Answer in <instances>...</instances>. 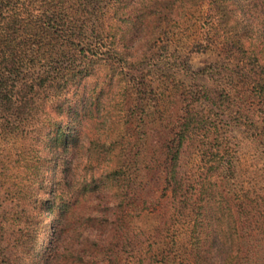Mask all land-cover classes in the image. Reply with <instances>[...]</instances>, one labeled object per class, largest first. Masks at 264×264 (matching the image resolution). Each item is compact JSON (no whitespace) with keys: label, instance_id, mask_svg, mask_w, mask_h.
<instances>
[{"label":"trees","instance_id":"obj_1","mask_svg":"<svg viewBox=\"0 0 264 264\" xmlns=\"http://www.w3.org/2000/svg\"><path fill=\"white\" fill-rule=\"evenodd\" d=\"M170 1L0 0V139L10 141L42 113L62 83L103 67L122 82L141 83L130 86L134 97L128 94L141 123L137 170L148 186H162L173 210L141 201L137 179L143 177L136 175L126 182L128 210L121 203L112 221L88 218L99 229L111 226L103 244L85 238L63 248L67 208L55 209L54 198L46 201L43 193L50 188L45 167L58 166L52 149L65 135L46 136L51 149L43 159L26 153L23 143L14 157L0 156V191L15 208L0 213V264H24L25 254L32 264H112L117 257L120 264L119 245L132 251L134 264L264 262V0H179L175 10ZM198 3L206 6L202 43H214L222 55L194 69L184 50L188 39L173 27ZM141 33L147 51L128 49L127 36ZM144 67L155 87L128 78L127 70ZM167 111L174 113L167 117ZM186 155L190 165L181 172ZM148 203H157L158 214L145 234L133 219H142L138 212ZM44 208L54 212L46 225L39 220ZM77 222L73 241L81 232Z\"/></svg>","mask_w":264,"mask_h":264},{"label":"rangeland","instance_id":"obj_2","mask_svg":"<svg viewBox=\"0 0 264 264\" xmlns=\"http://www.w3.org/2000/svg\"><path fill=\"white\" fill-rule=\"evenodd\" d=\"M170 3L173 10L180 4L179 0H171ZM198 5L189 7L184 16L179 14L178 24L173 27L179 36L182 34L184 40L188 39L184 50L194 69L213 62L222 55L220 47L215 46L214 43L212 46L210 43H202L199 19L205 12L206 6L205 3H198ZM255 27L257 29V26ZM132 37L133 40L130 41ZM127 39H129L127 46L131 51H147L148 38L143 33L128 35ZM126 72L129 74L128 78L139 77V81L142 78L144 83H155L154 87L158 83L156 78L152 77L153 72L148 67L129 69ZM164 74L169 81L173 80L171 74ZM62 84L65 85L64 89L55 93L51 100L47 99L44 102L42 113L32 115L20 131L11 135L10 141L4 142L3 138L0 139V156L10 153L14 157L17 151L15 149L23 147L24 143L29 150L26 153L43 159L51 149L46 136L57 137L59 132L65 135L63 142L58 140V148L52 149L53 153L59 156L58 166L52 171L50 169L53 162L45 167L44 176L48 175L46 178L50 188L43 193L46 201L54 198L55 209L67 208V213L63 217L67 232L64 234L61 246L72 250L85 238L94 239L102 245L107 235L112 233L108 231L111 226L108 225L103 230L99 229L98 226H93L92 222L89 223L88 218L100 219L107 216L109 221H112L121 203L122 207L128 210L130 207L128 198L131 197L132 190L126 188V182L133 180L136 175L143 177L137 179L140 185L138 190L141 201L148 199L158 202L161 206L164 205L159 212L166 209L169 211L168 214H173L172 206L167 204L169 194H166L162 186H157L156 183L153 185L150 183L148 186L147 180L144 179L145 172L137 170L140 167H137L139 163H143L140 158L141 149H143L139 129L140 115L133 112L128 105L130 101L128 94L134 97L130 86L138 84L137 81L136 83L122 82L117 75L108 74L103 67H96L87 76ZM170 112L172 111L166 112L167 117H171L174 113ZM39 120L42 122L37 128ZM251 156L252 153L248 151L246 154L248 163L251 161ZM189 165V156L186 155L182 160L180 171H187ZM249 170L251 173L254 171L252 168ZM113 171H117L116 175L112 174ZM254 181L258 182V179L255 177ZM156 204L148 203L143 206V209L138 212L139 214L143 212L142 219H133L136 221L133 223L134 228L148 234V225L157 221L153 217L158 214L153 212ZM9 209L15 211V208L11 207L10 200L5 197L3 191H0V213L5 210L9 212ZM53 214L54 212L44 208L39 220H43L46 225L53 220ZM21 218L23 219V216ZM75 220H78L76 226L81 222L82 226L78 229L81 232H77L78 239L73 241L70 239L73 229L71 223ZM161 229L166 230L167 226L162 225ZM40 245L41 242L37 246L38 250ZM116 250L120 254V264H134V259L131 258L132 251L129 248L119 245V248H115ZM99 258L101 259L102 255ZM117 261L119 257L112 264H116ZM31 262V255L25 254L24 264H32Z\"/></svg>","mask_w":264,"mask_h":264}]
</instances>
